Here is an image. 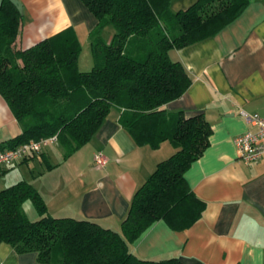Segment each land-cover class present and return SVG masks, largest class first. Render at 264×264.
Here are the masks:
<instances>
[{
	"label": "trees",
	"instance_id": "1",
	"mask_svg": "<svg viewBox=\"0 0 264 264\" xmlns=\"http://www.w3.org/2000/svg\"><path fill=\"white\" fill-rule=\"evenodd\" d=\"M81 1L97 20L89 34L94 64L84 72L77 67L80 47L71 29L16 49L22 15L3 0L0 95L22 127L8 146L56 135L66 159L94 136L111 109H118L119 123L135 143L157 147L168 140L175 151L135 191L120 233L88 220L52 217L25 181L0 190V244L33 252L46 264H183L180 258L140 259L129 249L153 222L163 220L181 231L204 208L184 173L208 146L211 128L201 115L185 118L162 108L191 83L169 51L214 35L250 0H197L176 13L168 10L169 0ZM28 200L36 220L23 211Z\"/></svg>",
	"mask_w": 264,
	"mask_h": 264
},
{
	"label": "crops",
	"instance_id": "2",
	"mask_svg": "<svg viewBox=\"0 0 264 264\" xmlns=\"http://www.w3.org/2000/svg\"><path fill=\"white\" fill-rule=\"evenodd\" d=\"M23 15L16 49L26 50L63 30L79 43L77 67L94 64L89 34L97 20L81 0H19ZM197 0H169L171 13L185 11ZM104 34L110 41L112 30ZM190 77L186 92L162 108L185 118L201 115L211 128L208 146L184 173L194 195L204 202L200 218L189 228L171 229L163 220L149 225L129 244L145 260L195 259L203 264H264V157L242 163L232 140L255 127L241 111L264 117V0H250L233 21L212 36L169 51ZM121 110L111 109L94 136L68 158L49 144L39 154L0 167V190L20 181L42 197L54 218L92 221L121 232L135 191L157 164L175 151L168 141L157 147L137 144L119 123ZM22 134L0 95V149ZM106 158L97 167L94 156ZM50 167V168H48ZM29 220L39 215L28 200ZM0 264H46L33 252H16L0 244Z\"/></svg>",
	"mask_w": 264,
	"mask_h": 264
},
{
	"label": "built area",
	"instance_id": "3",
	"mask_svg": "<svg viewBox=\"0 0 264 264\" xmlns=\"http://www.w3.org/2000/svg\"><path fill=\"white\" fill-rule=\"evenodd\" d=\"M240 115L247 125L255 127L254 131L245 132L232 140L238 159L248 165L264 157V117L244 111H241ZM57 142V136L51 135L38 140H29L14 147L0 149V167L9 166L18 160L37 155L49 144H57ZM106 162V158L101 153L94 156V163L97 167H103Z\"/></svg>",
	"mask_w": 264,
	"mask_h": 264
},
{
	"label": "water",
	"instance_id": "4",
	"mask_svg": "<svg viewBox=\"0 0 264 264\" xmlns=\"http://www.w3.org/2000/svg\"><path fill=\"white\" fill-rule=\"evenodd\" d=\"M13 6L16 7L17 11L23 15V6L19 0H8ZM3 0H0V6L2 4ZM182 260L183 264H203L198 260L195 259H185V258H180Z\"/></svg>",
	"mask_w": 264,
	"mask_h": 264
},
{
	"label": "rangeland",
	"instance_id": "5",
	"mask_svg": "<svg viewBox=\"0 0 264 264\" xmlns=\"http://www.w3.org/2000/svg\"><path fill=\"white\" fill-rule=\"evenodd\" d=\"M107 34H108V30H106V36H107Z\"/></svg>",
	"mask_w": 264,
	"mask_h": 264
}]
</instances>
